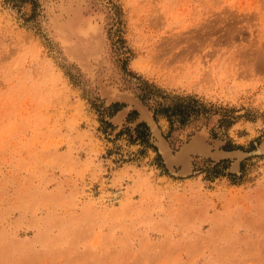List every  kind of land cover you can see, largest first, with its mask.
<instances>
[{"label":"rangeland","instance_id":"1","mask_svg":"<svg viewBox=\"0 0 264 264\" xmlns=\"http://www.w3.org/2000/svg\"><path fill=\"white\" fill-rule=\"evenodd\" d=\"M0 264H264V0H0Z\"/></svg>","mask_w":264,"mask_h":264},{"label":"bare ground","instance_id":"2","mask_svg":"<svg viewBox=\"0 0 264 264\" xmlns=\"http://www.w3.org/2000/svg\"><path fill=\"white\" fill-rule=\"evenodd\" d=\"M121 196H122V194L121 193H119V194H117V198H118V200L121 198Z\"/></svg>","mask_w":264,"mask_h":264},{"label":"trees","instance_id":"3","mask_svg":"<svg viewBox=\"0 0 264 264\" xmlns=\"http://www.w3.org/2000/svg\"><path fill=\"white\" fill-rule=\"evenodd\" d=\"M140 126H141V127H142V126H144V127H146V128H147V125H146V124H141Z\"/></svg>","mask_w":264,"mask_h":264}]
</instances>
